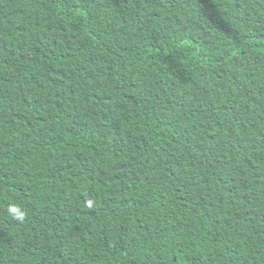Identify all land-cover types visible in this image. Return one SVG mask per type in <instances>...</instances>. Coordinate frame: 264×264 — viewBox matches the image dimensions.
Returning a JSON list of instances; mask_svg holds the SVG:
<instances>
[{
	"label": "trees",
	"instance_id": "trees-1",
	"mask_svg": "<svg viewBox=\"0 0 264 264\" xmlns=\"http://www.w3.org/2000/svg\"><path fill=\"white\" fill-rule=\"evenodd\" d=\"M0 264H264V0H0Z\"/></svg>",
	"mask_w": 264,
	"mask_h": 264
}]
</instances>
